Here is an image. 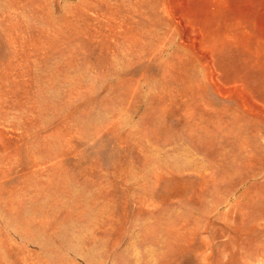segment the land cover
Wrapping results in <instances>:
<instances>
[{
	"label": "rangeland",
	"instance_id": "rangeland-1",
	"mask_svg": "<svg viewBox=\"0 0 264 264\" xmlns=\"http://www.w3.org/2000/svg\"><path fill=\"white\" fill-rule=\"evenodd\" d=\"M0 264H264V0H0Z\"/></svg>",
	"mask_w": 264,
	"mask_h": 264
}]
</instances>
